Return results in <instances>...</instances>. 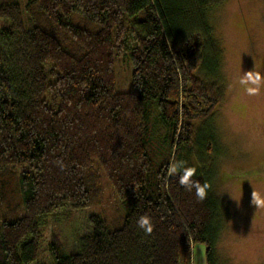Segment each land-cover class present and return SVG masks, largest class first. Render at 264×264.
I'll list each match as a JSON object with an SVG mask.
<instances>
[{"label": "trees", "instance_id": "1", "mask_svg": "<svg viewBox=\"0 0 264 264\" xmlns=\"http://www.w3.org/2000/svg\"><path fill=\"white\" fill-rule=\"evenodd\" d=\"M18 1L0 0V264H36L40 218L99 204L103 178L115 217H93L70 253L52 231V264H179L196 242L217 264L218 183L192 160L222 100L204 77L218 80L206 16L218 0ZM126 51L131 90L117 92Z\"/></svg>", "mask_w": 264, "mask_h": 264}, {"label": "rangeland", "instance_id": "2", "mask_svg": "<svg viewBox=\"0 0 264 264\" xmlns=\"http://www.w3.org/2000/svg\"><path fill=\"white\" fill-rule=\"evenodd\" d=\"M206 16L213 30L218 80L213 74L204 77L220 86L216 88L222 100L199 126L211 136L210 148L201 151L195 138L192 162L209 186L218 183L215 191L225 218L215 244L216 263L264 264V0H218ZM8 24L0 18V26ZM131 70L129 51L114 53L117 92L131 90ZM102 184L99 204L72 210L70 219L62 215L68 210L40 218L42 238L34 263L52 264L48 250L52 231L64 237V252L70 253L68 245L93 230L89 225L93 217H115L119 201L105 178ZM205 250V244L194 243L186 255L179 254V264H206Z\"/></svg>", "mask_w": 264, "mask_h": 264}, {"label": "clouds", "instance_id": "3", "mask_svg": "<svg viewBox=\"0 0 264 264\" xmlns=\"http://www.w3.org/2000/svg\"><path fill=\"white\" fill-rule=\"evenodd\" d=\"M249 75H251V74L249 73ZM181 182L183 183L184 181L182 180ZM198 195L203 196V191L201 190L198 193ZM138 225H139V227L145 229L146 232H151V230H152V225L150 223V219L147 216H141L140 219L138 220Z\"/></svg>", "mask_w": 264, "mask_h": 264}]
</instances>
